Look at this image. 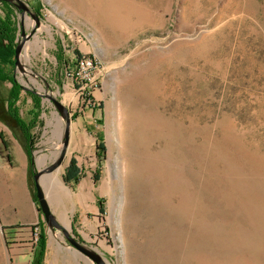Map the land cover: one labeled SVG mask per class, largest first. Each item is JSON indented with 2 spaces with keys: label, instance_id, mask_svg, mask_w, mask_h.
<instances>
[{
  "label": "rangeland",
  "instance_id": "374dc122",
  "mask_svg": "<svg viewBox=\"0 0 264 264\" xmlns=\"http://www.w3.org/2000/svg\"><path fill=\"white\" fill-rule=\"evenodd\" d=\"M19 1L0 19L34 33L0 69V122L31 158L10 171L0 148V264H96L67 236L104 264H264V0ZM79 55L100 62L88 105L65 76ZM52 99L62 229L33 180L62 150Z\"/></svg>",
  "mask_w": 264,
  "mask_h": 264
},
{
  "label": "water",
  "instance_id": "95a60500",
  "mask_svg": "<svg viewBox=\"0 0 264 264\" xmlns=\"http://www.w3.org/2000/svg\"><path fill=\"white\" fill-rule=\"evenodd\" d=\"M4 1H9L11 3H14L16 5V7L18 8V10H20V11H25V12L28 11L27 7L19 0H4ZM34 19L36 21V25L38 26L39 25L38 19L36 17ZM33 33H34V30H32V32L28 35L25 34L24 32L21 33V39L16 44V47L14 50V60H15L14 63L16 66H19V57L21 55L23 47H24L25 43L27 42V40H29L31 38ZM52 101H53V104L55 105V108L57 109V111L66 120L64 133H63V140L61 142L62 150H61L59 158L50 167H47L46 169L41 170V171H37L33 175V180H34V185H35L36 198H37V201H38V204L40 207V211L43 214L46 225L51 229H62V227L59 225V223L57 222L56 218L54 217V215L51 211L49 203L45 197V193L43 192V190L41 189V187L39 185V178L42 176V174L49 173L61 165V163L65 157V152H66V149L68 147V142H69V128H70L69 123H70V121L68 119V111L60 102H58L54 99H52ZM67 238H68L69 242L77 250H79L81 253L86 255L93 262H95L96 264H104V262L99 257V255H97L95 252L84 248L83 246H81L79 243L75 242L74 240H72L68 236H67Z\"/></svg>",
  "mask_w": 264,
  "mask_h": 264
},
{
  "label": "built area",
  "instance_id": "2783aa9c",
  "mask_svg": "<svg viewBox=\"0 0 264 264\" xmlns=\"http://www.w3.org/2000/svg\"><path fill=\"white\" fill-rule=\"evenodd\" d=\"M100 62L95 57H87L79 55L75 59L74 68L65 69L66 79L71 81L75 88V92L81 97V101L90 102L93 94L99 90L100 83L96 77ZM88 98V99H86Z\"/></svg>",
  "mask_w": 264,
  "mask_h": 264
},
{
  "label": "trees",
  "instance_id": "16d2710c",
  "mask_svg": "<svg viewBox=\"0 0 264 264\" xmlns=\"http://www.w3.org/2000/svg\"><path fill=\"white\" fill-rule=\"evenodd\" d=\"M15 27L12 22H10V19L7 17V21L0 19V41L5 43L2 47H0V69L3 66L6 65H13V58H14V50L16 47L15 44ZM7 78H5L3 75H1L0 71V81L4 82L6 81ZM19 88L15 87V94L11 93V101L15 102L18 100V95H19ZM34 103H39L38 98L35 97ZM12 117L16 119L17 125L23 129V124L18 120L17 115L12 113ZM24 135H25V141L30 142L31 138L29 137V133L26 129H24ZM30 143H26V148H25V153L27 155L28 160L31 158L30 157ZM41 251L40 255H43L44 253V246H40Z\"/></svg>",
  "mask_w": 264,
  "mask_h": 264
},
{
  "label": "crops",
  "instance_id": "0c3cea01",
  "mask_svg": "<svg viewBox=\"0 0 264 264\" xmlns=\"http://www.w3.org/2000/svg\"><path fill=\"white\" fill-rule=\"evenodd\" d=\"M9 126L8 123L0 122V148L4 150L10 171L21 169L25 172L27 167L26 141L22 133ZM93 211L98 214L97 208H94Z\"/></svg>",
  "mask_w": 264,
  "mask_h": 264
},
{
  "label": "bare ground",
  "instance_id": "6f19581e",
  "mask_svg": "<svg viewBox=\"0 0 264 264\" xmlns=\"http://www.w3.org/2000/svg\"><path fill=\"white\" fill-rule=\"evenodd\" d=\"M60 133L61 132L58 131L57 129H52L51 137H49V140L59 141L61 139ZM58 153L59 152H51L50 156L48 155L38 156L36 158V163L41 168L40 170H44L47 168L46 166L47 160L55 162V160L57 159L59 155ZM60 170L61 168L57 167V169H54L53 171L49 173L42 174V176L39 178V185L51 203L55 200L59 191L63 190L62 182L60 181L59 176H58Z\"/></svg>",
  "mask_w": 264,
  "mask_h": 264
}]
</instances>
